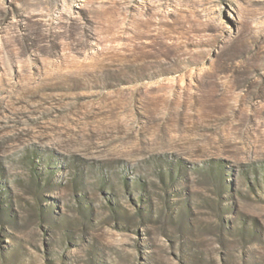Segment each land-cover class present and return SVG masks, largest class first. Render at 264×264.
<instances>
[{
	"label": "rangeland",
	"instance_id": "374dc122",
	"mask_svg": "<svg viewBox=\"0 0 264 264\" xmlns=\"http://www.w3.org/2000/svg\"><path fill=\"white\" fill-rule=\"evenodd\" d=\"M0 264H264V0H0Z\"/></svg>",
	"mask_w": 264,
	"mask_h": 264
}]
</instances>
